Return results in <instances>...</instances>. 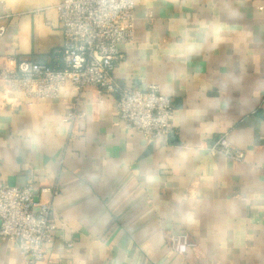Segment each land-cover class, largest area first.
Returning <instances> with one entry per match:
<instances>
[{"label": "crops", "instance_id": "obj_1", "mask_svg": "<svg viewBox=\"0 0 264 264\" xmlns=\"http://www.w3.org/2000/svg\"><path fill=\"white\" fill-rule=\"evenodd\" d=\"M59 1L0 0V57L59 64ZM120 49V83L171 97L166 138L116 123L91 87L0 102V180L59 189L36 264H264V0H136ZM221 134L242 162L208 150ZM172 233L196 247L172 252ZM0 264L30 263L0 240Z\"/></svg>", "mask_w": 264, "mask_h": 264}, {"label": "built area", "instance_id": "obj_2", "mask_svg": "<svg viewBox=\"0 0 264 264\" xmlns=\"http://www.w3.org/2000/svg\"><path fill=\"white\" fill-rule=\"evenodd\" d=\"M135 4L136 0H60L54 4L63 35L60 63L0 57V102L13 104L19 96L26 100L58 96L65 85L72 87L77 99L91 87L99 102L103 94L113 96L116 123L148 141L166 138L173 126L171 97L154 83L142 89L122 84L113 73L122 57L120 45L133 40ZM3 32L0 25V35ZM208 150L237 162L245 157L244 150L232 145L226 134L210 143ZM58 192L57 187L37 189L31 183L14 185L0 180V240L14 242L26 263L36 264L45 256L46 244L57 227L52 198ZM167 244L180 255L197 245L186 234L176 233L168 237Z\"/></svg>", "mask_w": 264, "mask_h": 264}]
</instances>
